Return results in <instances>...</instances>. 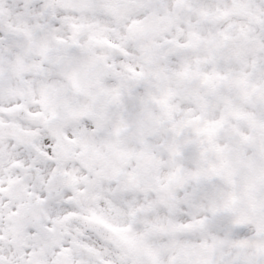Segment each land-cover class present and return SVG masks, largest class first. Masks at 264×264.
I'll return each instance as SVG.
<instances>
[{
	"label": "snow or ice",
	"instance_id": "6c2138e0",
	"mask_svg": "<svg viewBox=\"0 0 264 264\" xmlns=\"http://www.w3.org/2000/svg\"><path fill=\"white\" fill-rule=\"evenodd\" d=\"M0 264H264V0H0Z\"/></svg>",
	"mask_w": 264,
	"mask_h": 264
}]
</instances>
